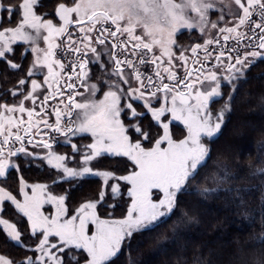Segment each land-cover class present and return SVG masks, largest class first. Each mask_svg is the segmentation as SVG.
I'll list each match as a JSON object with an SVG mask.
<instances>
[{"label": "snow or ice", "instance_id": "obj_1", "mask_svg": "<svg viewBox=\"0 0 264 264\" xmlns=\"http://www.w3.org/2000/svg\"><path fill=\"white\" fill-rule=\"evenodd\" d=\"M38 7H43L39 0L18 5L0 0L10 24L3 26L0 16V61L5 64L0 72V178L10 169L19 173L15 158H23L58 170L52 185L74 180L81 188L83 181L98 177L102 186L71 213L68 193L53 195L48 183L29 184L20 175L22 199L0 187V217L10 202L30 225L25 231L0 218L8 241L25 252L21 259L0 254V264H117L122 246L127 254L134 234L167 223L185 194L207 199L217 192L193 182L211 158L212 143L223 135L241 81L264 59V0H63L55 7V20ZM193 28L203 43H179L182 30ZM17 42L26 46L19 56ZM26 53L32 59L25 67ZM177 66L183 67V77ZM93 68L99 71L95 79ZM9 72L23 73L10 87ZM222 85L230 91L224 93ZM225 95L213 111L210 105ZM147 118L162 134L141 126ZM173 121L185 127L183 138H173ZM84 137L91 143L74 142ZM57 144L69 147L71 155L55 152ZM105 156L127 158L131 169L118 175L94 168ZM221 167L222 174L214 177L218 182L232 175ZM154 190L159 194L154 196ZM125 194L131 201L125 215L101 216L98 207L106 197L117 201L107 205L114 212ZM47 203L55 206L53 214L42 210ZM252 264H264V245Z\"/></svg>", "mask_w": 264, "mask_h": 264}, {"label": "trees", "instance_id": "obj_2", "mask_svg": "<svg viewBox=\"0 0 264 264\" xmlns=\"http://www.w3.org/2000/svg\"><path fill=\"white\" fill-rule=\"evenodd\" d=\"M4 2L18 5L21 0ZM59 2L63 0H39L43 7H38L37 10L40 13H48L45 18L55 20V7ZM0 16L5 19L3 26H10L6 11L0 12ZM18 16L17 9L12 16L13 23ZM195 35L196 32L186 33L185 39ZM14 47L16 55L19 56L26 46L23 42H17ZM26 55L25 67L32 59L30 53ZM4 70L5 64L0 61V72ZM8 75L11 79L7 86L10 87L23 73L9 72ZM246 77L241 81L235 94L232 111L223 126V135L212 143L211 158L207 166L201 170L200 176L193 182L201 188L218 189L217 192L207 199L201 198L195 192L185 194L180 198L179 207L167 223L147 234H134L127 254L125 246H122L117 264H252L254 253L258 254L261 245H264V174L253 175L257 169H264V59L254 64L246 73ZM2 84L0 81V85ZM222 90L224 93L230 91L224 85ZM225 99L226 95L224 99L212 103L210 107L215 111ZM135 106L138 111L142 110L139 105ZM141 126L150 128L153 134L157 132L162 134V129L150 118L145 119ZM171 132L176 139L186 135L185 127L177 122L172 123ZM130 135L133 139L137 138L132 132ZM90 140L89 137H84L74 142L89 143ZM56 151L71 155L70 148L63 145ZM15 159L21 165L20 172L10 169L6 178H0L1 186L18 194L20 175L30 183H48L49 191L54 195L68 193L70 213L87 198H95L96 192L102 186V179L98 177L83 181L81 188L74 187L77 183L74 180L52 185V180L58 179V170L53 166L39 160ZM25 164L32 166L25 167ZM69 165L72 166L70 162ZM223 165L227 166L232 175L227 180L218 182L214 177L222 174ZM93 167L112 170L122 175L126 174V169H131V163L127 158L110 159L105 156L100 158L98 164L94 163ZM114 203L117 201L106 197V204L98 207L102 217L108 218L105 213H112L111 218L122 217L126 214L130 199L125 194L123 200L119 201L121 206L113 212L107 205ZM2 217L17 223L18 227L25 231L30 228L27 219L18 214L10 202L5 203ZM189 217L192 219L189 220ZM0 254H7L16 259H21L25 255L23 249L8 241L2 225Z\"/></svg>", "mask_w": 264, "mask_h": 264}, {"label": "rangeland", "instance_id": "obj_3", "mask_svg": "<svg viewBox=\"0 0 264 264\" xmlns=\"http://www.w3.org/2000/svg\"><path fill=\"white\" fill-rule=\"evenodd\" d=\"M216 15L217 14H210V17L212 18V19H215L216 18ZM183 32H185L184 33V35L181 37H179V39H181V40H184V41H179V43H181V44H183V45H185V46H191V45H194L195 43H197V42H201V41H203L201 38H200V34H199V32H198V30L196 29V28H193V29H191V30H187V29H184V30H182ZM191 32H196V35L195 36H192V37H190L189 39H185V36H186V33H191ZM213 35H214V33H213ZM203 43V42H202ZM186 54H188V53H186ZM180 63H182V62H180ZM181 70H183V67H181ZM37 79H39L38 77H36ZM26 103V106H30V104H31V102L30 101H26L25 102ZM135 106V105H134ZM155 106H157V105H155ZM38 108V107H37ZM24 115V118L25 119H27V114L25 113V114H23ZM173 122H177V121H173ZM177 123H179V124H181L182 125V123L181 122H177ZM170 128H171V125H170ZM129 135H130V132H129ZM206 142V141H205ZM89 143H91V140H90V142ZM30 148H31V146H30ZM38 151H39V149H38ZM55 152H57V153H59V154H61L59 151H56V150H54ZM70 156V155H69ZM45 163H46V161H44ZM47 164V163H46ZM69 166H71V165H69ZM75 166H77V165H74V164H72V166L71 167H75ZM29 184H31L30 182H28ZM111 183V182H110ZM0 187H3V186H1V184H0ZM28 191L30 192V188L28 189ZM53 194V193H52ZM157 194H159L158 193V190H154V196L155 195H157ZM13 195H16L17 196V198L18 199H22V194H20V193H18V194H15V193H13ZM54 195V194H53ZM162 195V194H161ZM131 202V201H130ZM130 204V203H129ZM43 211H44V213L46 214V215H49V214H53L54 212H55V206L53 205V204H51V203H47V204H45L44 206H43V209H42ZM0 218H4V217H0ZM4 219H6V218H4ZM9 220V219H8ZM10 222H12V223H15V222H13V221H11V220H9ZM3 226V225H2Z\"/></svg>", "mask_w": 264, "mask_h": 264}, {"label": "flooded vegetation", "instance_id": "obj_4", "mask_svg": "<svg viewBox=\"0 0 264 264\" xmlns=\"http://www.w3.org/2000/svg\"><path fill=\"white\" fill-rule=\"evenodd\" d=\"M178 40L180 41L181 39H179V37H178ZM202 42H203V41H201V42H197V43H202ZM229 43L231 44V42H229ZM189 67H192L191 63H189ZM175 71L177 72V74H178L179 76L183 77L184 69L181 70V67L177 66L176 69H175ZM93 73H94V79H95V78L99 75L98 68H93ZM38 78H39V79H42V77H38ZM165 82H167V80H165ZM41 99H42V97H41ZM58 99H59V97H57V100H58ZM52 103H54V102H53V101H49V104H52ZM157 106H159V105H157ZM37 112H39V107L37 108ZM42 115H43V114L41 113V116H42ZM37 118H39V117H37ZM49 119H50V122H51V120L54 119V115L50 116ZM60 146H61V144L54 145V149H53V150H57V148L60 147Z\"/></svg>", "mask_w": 264, "mask_h": 264}]
</instances>
